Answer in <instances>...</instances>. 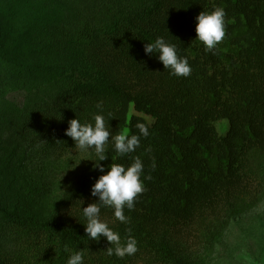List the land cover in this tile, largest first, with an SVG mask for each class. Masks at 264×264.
<instances>
[{
  "label": "trees",
  "instance_id": "16d2710c",
  "mask_svg": "<svg viewBox=\"0 0 264 264\" xmlns=\"http://www.w3.org/2000/svg\"><path fill=\"white\" fill-rule=\"evenodd\" d=\"M26 1L19 37L0 28V86L32 87L35 97L53 87L18 111L28 155L37 144L44 157L81 150L65 130L75 118L94 123L99 101L113 136L139 134L138 122L150 135L125 156L110 137L101 162L88 150L47 214L45 187L21 209L0 208V264H67L78 249L84 264H197L193 241L213 246L231 220L264 196V0ZM216 7L226 11V36L206 51L196 40V17ZM157 37L188 58L189 77L170 75L158 54H145L144 45ZM18 54L32 61L15 63ZM219 120L228 122L224 136ZM137 156L146 190L132 210L124 209L130 223L116 220L110 207L100 213L122 238L131 228L138 241L137 253L120 259L107 254L105 238H88L82 209L98 199L92 186L112 163L128 166Z\"/></svg>",
  "mask_w": 264,
  "mask_h": 264
},
{
  "label": "rangeland",
  "instance_id": "374dc122",
  "mask_svg": "<svg viewBox=\"0 0 264 264\" xmlns=\"http://www.w3.org/2000/svg\"><path fill=\"white\" fill-rule=\"evenodd\" d=\"M26 0H0V28L19 37ZM51 4V3H50ZM55 2L50 6V11ZM9 18L6 20L5 17ZM11 21V22H9ZM4 32V33H5ZM12 32V33H11ZM17 64H28L31 57L12 56ZM47 85L41 96L35 97L32 87L19 84L0 86V208L25 206L24 199L41 188H47L42 203L43 213L67 193L70 183L87 160L88 151H75L61 156L44 157L36 154L38 144L30 148L31 155L18 134V111L27 110L34 101L52 94ZM220 136L228 130L227 120L215 123ZM192 246L197 264H264V196L253 207L244 209L220 233L213 246L204 247L195 239Z\"/></svg>",
  "mask_w": 264,
  "mask_h": 264
},
{
  "label": "clouds",
  "instance_id": "9594fccd",
  "mask_svg": "<svg viewBox=\"0 0 264 264\" xmlns=\"http://www.w3.org/2000/svg\"><path fill=\"white\" fill-rule=\"evenodd\" d=\"M226 11L223 7H216L211 12L202 11L196 17V40H199L206 51H211L226 36ZM146 55L158 54L159 61L165 69L170 70V75L177 77H189L192 69L188 58L181 56L175 44L168 42L164 37H157L154 42L144 45ZM95 107L98 114H95L94 123L81 122L78 118L68 122L65 135L70 137L75 146L82 151L94 150L99 161L108 159L106 155V145L110 142L119 156L133 153L140 147L141 137L147 138L150 135L149 126L138 122L135 127L139 134L129 135L125 130L119 134L112 135L110 125L106 124L103 112V101L97 102ZM151 151V149H147ZM101 173H105V168L100 163L96 165ZM153 168L155 161L153 160ZM144 165L140 157H134L133 162L125 166L123 164L112 163L106 174L99 176L92 186L91 195L98 199L82 209L86 219L85 233L90 240L99 241L105 238L110 244L106 252L109 256L115 255L123 259L125 256L135 255L138 251V241L131 235L132 229L126 231L128 235L124 238L120 233L114 231L109 224L101 219V209L112 208L113 215L120 223H130V217L125 215L124 209L132 210L135 206L136 198L142 194L146 188L144 180ZM150 179V177H145ZM65 251H69L67 245ZM85 252L78 249L72 251L67 259V264H84Z\"/></svg>",
  "mask_w": 264,
  "mask_h": 264
}]
</instances>
